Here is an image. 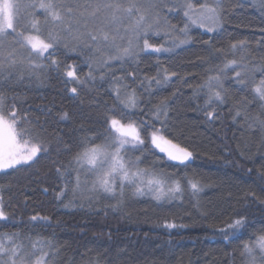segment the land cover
<instances>
[{
  "label": "trees",
  "instance_id": "16d2710c",
  "mask_svg": "<svg viewBox=\"0 0 264 264\" xmlns=\"http://www.w3.org/2000/svg\"><path fill=\"white\" fill-rule=\"evenodd\" d=\"M28 2H14L21 5L19 15L24 24L31 18V10L24 7ZM60 2L71 6L94 4L96 0ZM188 2H164L163 6L155 1L153 5L158 6L153 7L142 0L141 11L149 19L159 13L161 20L159 35H150L149 42L170 51L147 50L134 59L103 65L100 61L115 55V50L94 45L101 48L92 64L95 79L87 76L92 54L87 48L68 52L61 46L55 56L59 68L43 73L29 75L26 64L0 71V90L7 97V109L15 107L20 116H26L23 127L31 129V142L42 143L47 149L29 165L0 173V197L9 216L8 221H0V232L19 233V241L26 247L29 237L51 240L58 249L56 264H244L243 243L254 242L264 232V101L252 91L261 76L257 73L253 77L251 71L264 63V0H223L220 26L212 32L184 16ZM74 10L77 14L85 11L83 7ZM105 15L103 11L96 18L86 14L81 24L87 21V28L81 27L80 32L95 34ZM39 18L42 37L62 27L51 20L45 23L43 14ZM126 18L132 21L135 16ZM185 23L189 24L190 39L181 44L179 41L186 39L180 32ZM119 29L122 32L124 27ZM67 38L70 45L75 43ZM240 40L248 47L233 55L230 44ZM13 47L17 59L27 57L15 44L3 51ZM232 59L247 65L243 77L247 86L237 85L235 71L227 70L221 76L222 89H215L224 99L206 104L209 90L197 91L198 86L210 75L219 74ZM70 70L83 83L67 77ZM117 88L120 101L125 103L134 93L137 107L125 110L116 99ZM165 99L167 117L158 121L153 113ZM123 111L127 115L122 122H134L144 139L135 150L129 146L126 160L140 157L138 168L165 181L168 187L179 180L181 193L177 198L156 200L152 195H134L132 187L125 189L123 197L98 192L89 200L87 192L73 194L77 175L73 156L81 151V142L95 137L93 143L102 144L108 135L106 115L121 119ZM208 112L213 115L209 117ZM65 113L67 118L62 119ZM155 129L187 148L192 157L183 164L170 160L151 143L150 133ZM189 180L198 181L201 191L193 194ZM33 216L48 219L31 221ZM239 217L247 218V227L228 230L227 225ZM172 223L177 227H167Z\"/></svg>",
  "mask_w": 264,
  "mask_h": 264
},
{
  "label": "snow or ice",
  "instance_id": "6c2138e0",
  "mask_svg": "<svg viewBox=\"0 0 264 264\" xmlns=\"http://www.w3.org/2000/svg\"><path fill=\"white\" fill-rule=\"evenodd\" d=\"M158 5H153L157 7ZM26 9H30L31 18L27 23H22L23 16L19 15L21 5L14 3L13 0H0V71L4 68L14 67L17 64H26L29 69V75L43 73L49 68H59V62L55 59L57 50L63 46L68 52H76L80 48H87L92 54L88 57V66L90 71L87 76L95 79L93 76L94 69L92 64L96 63V54L101 52L100 47L94 45L104 44L115 50V55H109L107 59L100 61L101 64L107 65L112 60L134 59L140 52L151 50L154 53L170 51L164 48L163 45H155L149 42L150 35H159L161 20L159 13L153 20H149L146 13L141 11V7L135 0H129L125 6L121 0H96L94 4H73L66 5L60 0H29L24 5ZM83 7L84 12H77L76 8ZM190 9L192 6L189 4ZM207 8L210 16L206 19L210 20L214 27H209L208 31L212 32L215 27H219L223 16V0H216L215 7ZM91 8V11H87ZM106 12L101 21L102 27L96 29L95 34L92 31L86 33L80 32V28H87V21L81 24V18L86 14L92 18H96L99 13ZM171 11V9H169ZM40 14L44 15V22L51 20L54 24L62 25L55 32H49L46 37H42ZM131 23L124 27L123 32L116 28L113 33L106 31L112 24L122 20L123 17L133 18ZM184 16L192 24L198 21L191 18L188 11L184 12ZM166 23V21H165ZM205 25L202 23L201 27ZM175 28V26H171ZM18 29H21L18 31ZM189 24L185 23L180 29L185 40H180L181 44L186 43L188 37ZM65 33L67 35H62ZM75 33V35H73ZM167 34V33H165ZM11 37V39H9ZM67 37H71L74 44L70 45ZM18 45L20 49L27 52V57L20 56L17 59V49L13 47L11 51L4 52L6 46ZM246 41L240 40L230 44V51L233 55L240 50L247 48ZM218 53H223L222 49L217 50ZM243 59V58H242ZM7 61V65L5 63ZM37 61H47V63ZM72 67L71 65L69 66ZM236 69H240L237 71ZM235 71V81L239 86H247V79L243 78L246 75L247 65L236 59L227 60L223 68L219 69V74L209 76L203 85L198 86L197 91L207 88L209 90L206 104H211L213 100L222 101L224 96L221 91H216V88L222 89V74L227 71ZM212 71V69H209ZM253 77L259 73L261 78L252 88L255 96L264 101V63L254 66L252 69ZM65 75L71 78L72 81L83 83L80 81L74 70L66 71ZM174 75V73L172 74ZM23 77V72L20 73V78ZM103 79V76H101ZM154 79V78H152ZM168 76H165V80ZM161 83L160 80L156 81ZM73 93L77 92L76 88H72ZM117 101H120L119 88L116 89ZM124 109L136 108L137 99L135 94L129 96L127 102L120 101ZM115 111V109H110ZM240 113L237 112V115ZM127 115L126 111L121 112V119L115 116L105 119L108 124V135L105 136L102 144H95V137H87L81 142V151H78L73 156V161L77 165L74 169L77 173L75 177V186L71 189L73 194H83L87 192L88 199H92V195L96 193L108 194L112 197L119 195L123 197L125 189L128 187L134 188V195L152 194L156 200L174 199L177 194L181 193L179 180L173 182L171 187L165 188V181L149 178L145 182V170L137 169L131 171V168L136 167L141 158L136 157L134 160H126V153L129 151V146L135 150L137 146L144 144V139L141 137L140 129L134 122L127 124L122 122V119ZM159 121L161 116L167 117V100H162L153 113ZM207 115L211 117L212 112ZM67 118V113L62 119ZM26 116H20L15 107L11 110L7 109V97L0 90V173H6L8 170H15L20 166L29 165L38 159V154L46 152L47 149L42 143L31 142V129L23 127ZM264 124V121L261 122ZM150 125H145L149 127ZM159 129H155L150 133L151 143L160 149L161 152L167 153V156L172 161H178L183 164L192 157V152L187 148L181 147L179 144H174L171 140L159 135ZM27 137V138H26ZM81 173L85 179L81 180ZM70 176V173H69ZM93 176L89 186L88 177ZM72 181L69 180V183ZM188 184L193 191V194L201 191L198 181L189 180ZM67 187V185H66ZM64 190H61L60 195L63 196ZM67 206V205H66ZM47 220V217L33 216L31 221ZM9 216L4 211L2 197H0V221H8ZM248 224L246 217L234 219L227 229L232 232H237L240 229L246 228ZM169 228H175V223L167 224ZM181 227H183L181 225ZM20 234L16 232H0V264H56L55 257L58 255V249L54 243L45 238L37 237L32 240L29 237V246L26 247L23 242L19 241ZM228 237L225 236V239ZM241 257L244 264H264V232L256 237L255 241H246L242 245Z\"/></svg>",
  "mask_w": 264,
  "mask_h": 264
},
{
  "label": "rangeland",
  "instance_id": "374dc122",
  "mask_svg": "<svg viewBox=\"0 0 264 264\" xmlns=\"http://www.w3.org/2000/svg\"><path fill=\"white\" fill-rule=\"evenodd\" d=\"M144 1L150 2L151 5H153V2H155V1H159V2H162V3H164V2H168L169 3L170 2L171 4L172 3H177L179 5L183 4L185 2V0H144ZM188 1H189L188 5L190 4L192 7L190 9L187 7L186 11L189 12V15L191 16L192 19L198 21L195 25L201 27V24L203 23L205 26L201 27V28L206 30V31H208L209 27H214L212 22L210 20L206 19L208 16H210V13L208 12L207 8H203L202 5H207L209 7H215L216 0H203L202 3L201 2H196L194 0H188ZM13 2H15V0H13ZM121 2L123 4H125L127 2L129 3V0H121ZM135 2L139 6L142 5V0H135ZM166 4L167 3H164L162 5L164 6ZM150 18L151 19H149V20L151 21V20L155 19L156 17H153V15H152V16H150ZM130 23H131V20L128 21L126 17H123L121 21H119V22H117L115 24H112L107 29H113V31H114L116 28L125 27V26L129 25ZM100 25L102 26V23ZM97 28H100V27H97ZM217 28L218 27H215L214 30L217 29ZM125 159H126V157H125ZM137 169H139L138 166L131 168V171H136ZM153 177L156 178V179H159L158 177L154 176L153 174H151L149 172H144V180H145V182L147 181V179L153 178ZM84 179H85V177H84L83 173H81V180H84ZM92 179H94L93 176H89L88 177L89 186L91 184V180ZM165 188H168L166 183H165ZM146 194L147 195H152V194H148V193H146Z\"/></svg>",
  "mask_w": 264,
  "mask_h": 264
}]
</instances>
